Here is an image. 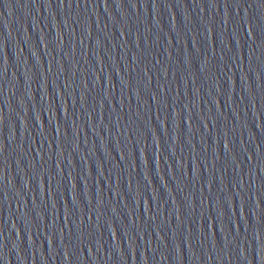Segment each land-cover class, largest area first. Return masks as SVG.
<instances>
[{"label": "water", "instance_id": "water-1", "mask_svg": "<svg viewBox=\"0 0 264 264\" xmlns=\"http://www.w3.org/2000/svg\"><path fill=\"white\" fill-rule=\"evenodd\" d=\"M0 264H264V0H0Z\"/></svg>", "mask_w": 264, "mask_h": 264}]
</instances>
